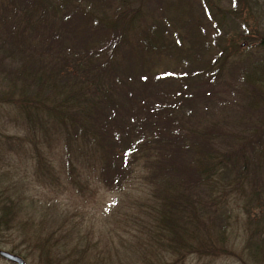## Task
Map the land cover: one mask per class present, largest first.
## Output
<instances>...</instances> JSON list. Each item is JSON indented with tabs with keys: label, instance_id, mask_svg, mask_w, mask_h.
Returning a JSON list of instances; mask_svg holds the SVG:
<instances>
[{
	"label": "trees",
	"instance_id": "trees-1",
	"mask_svg": "<svg viewBox=\"0 0 264 264\" xmlns=\"http://www.w3.org/2000/svg\"><path fill=\"white\" fill-rule=\"evenodd\" d=\"M229 1L237 8L242 0ZM249 1L258 14L259 1ZM210 2L0 0V105L17 110L33 146L40 135L51 150V138L62 137L59 144L76 162L86 160L94 182L123 191L138 165H148L143 183L149 185L140 186L144 197L134 209L150 246L180 262L187 253L225 255L239 239L240 262L264 264V124L235 132L201 126L196 103L213 96L208 90L227 60V39L194 40L187 26L188 46L182 45L170 16L172 28L165 29V6L198 4L212 23ZM213 23L220 37L222 23ZM261 40L255 48L262 50ZM126 51L139 59L124 58ZM161 56L179 70L153 72L152 59ZM261 57L243 79L264 98ZM256 102L251 112L260 117L264 105ZM2 202L0 222H7L16 205Z\"/></svg>",
	"mask_w": 264,
	"mask_h": 264
},
{
	"label": "rangeland",
	"instance_id": "rangeland-1",
	"mask_svg": "<svg viewBox=\"0 0 264 264\" xmlns=\"http://www.w3.org/2000/svg\"><path fill=\"white\" fill-rule=\"evenodd\" d=\"M258 1L257 14L255 3L249 0L240 1L237 8L229 0H211L212 21L222 23L218 25L220 37L198 4L195 8L185 5L183 9L171 5L169 10L165 6V29L171 30L167 19L171 17L173 30L182 45L188 46L187 26L194 27V35L191 29L194 40H198V35L209 44L213 36L218 41L227 39V60L223 64L219 61L222 71L208 90L213 96L206 102L200 98L196 103L200 108L195 117L201 126L212 123L235 132L249 129V125L264 124V111L259 117L251 112L250 105L255 100L257 105H264V98L261 93L256 95L254 86L249 84L250 87L243 79V73L251 70L253 64H259L264 55V49L255 48L264 38V0ZM154 2L150 0V4ZM155 6L160 7V2L156 1ZM237 12L238 18L246 22L244 31L242 22H236ZM199 26L204 28L202 35ZM127 34V40L133 42L132 32L128 30ZM213 52L210 49L209 54ZM124 53V58L139 59L130 51ZM175 65L173 59L165 56L152 59L155 73L174 67L179 70ZM62 139L51 138L48 143L51 150H47L43 149L46 146L43 137L38 135V144L33 146V137L18 118L17 110L0 105V199L2 203L16 205V215L0 222V250L17 254L26 264H242L239 239L234 245H238L236 250H230L227 244L225 255L202 258L187 253L180 262L165 255L159 247L150 246L147 236L139 230L140 220L134 209L136 199L144 197L140 186L148 184L143 181L149 166L138 165L132 186L119 191L115 183L102 184L88 179L86 160L71 159L59 144ZM70 163H75V167ZM71 170L73 173L69 176ZM216 233L217 228L213 227L211 238ZM0 264L9 263L0 259Z\"/></svg>",
	"mask_w": 264,
	"mask_h": 264
},
{
	"label": "water",
	"instance_id": "water-1",
	"mask_svg": "<svg viewBox=\"0 0 264 264\" xmlns=\"http://www.w3.org/2000/svg\"><path fill=\"white\" fill-rule=\"evenodd\" d=\"M0 258L12 264H25L24 260L19 256L2 250L0 251Z\"/></svg>",
	"mask_w": 264,
	"mask_h": 264
}]
</instances>
